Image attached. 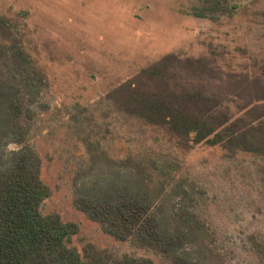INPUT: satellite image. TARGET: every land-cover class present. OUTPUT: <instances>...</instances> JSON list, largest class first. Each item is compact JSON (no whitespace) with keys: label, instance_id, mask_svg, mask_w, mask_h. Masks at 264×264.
Returning a JSON list of instances; mask_svg holds the SVG:
<instances>
[{"label":"rangeland","instance_id":"374dc122","mask_svg":"<svg viewBox=\"0 0 264 264\" xmlns=\"http://www.w3.org/2000/svg\"><path fill=\"white\" fill-rule=\"evenodd\" d=\"M0 44L21 45L45 78L47 110L29 136L49 194L42 215L77 226L67 246L111 256L159 258L105 235L72 205L74 174L89 153L157 164L204 190L202 217L222 264H260L261 160L205 140L190 147L127 114L119 87L159 63L151 91L168 81L220 103L225 128L264 109V0H0ZM183 89V90H182ZM209 138H212L209 136ZM9 145L6 151L16 150ZM148 161V162H149Z\"/></svg>","mask_w":264,"mask_h":264},{"label":"trees","instance_id":"16d2710c","mask_svg":"<svg viewBox=\"0 0 264 264\" xmlns=\"http://www.w3.org/2000/svg\"><path fill=\"white\" fill-rule=\"evenodd\" d=\"M159 63L139 70L138 85L130 80L119 87L125 112L179 146L205 140L261 160L264 177V109L254 106L223 128L220 103L178 92L171 77L163 88L150 90L143 80L159 74ZM45 86L21 45L0 44V264H153L151 258L111 256L91 243L79 253L67 246L77 226L40 213L49 189L40 179V159L29 136L36 116L47 110ZM9 145L16 150L6 151ZM148 161L89 153L73 177V207L105 235L163 264H222L202 217L203 188L177 177L174 163ZM254 245L264 264V238Z\"/></svg>","mask_w":264,"mask_h":264}]
</instances>
